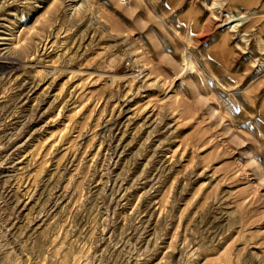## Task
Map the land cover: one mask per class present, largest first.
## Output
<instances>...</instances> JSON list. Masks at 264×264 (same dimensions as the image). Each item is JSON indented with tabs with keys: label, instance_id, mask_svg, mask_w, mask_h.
Instances as JSON below:
<instances>
[{
	"label": "rangeland",
	"instance_id": "374dc122",
	"mask_svg": "<svg viewBox=\"0 0 264 264\" xmlns=\"http://www.w3.org/2000/svg\"><path fill=\"white\" fill-rule=\"evenodd\" d=\"M71 1L0 0V264H264V0Z\"/></svg>",
	"mask_w": 264,
	"mask_h": 264
},
{
	"label": "bare ground",
	"instance_id": "6f19581e",
	"mask_svg": "<svg viewBox=\"0 0 264 264\" xmlns=\"http://www.w3.org/2000/svg\"><path fill=\"white\" fill-rule=\"evenodd\" d=\"M46 1V0H45ZM72 2V4L73 3H76V2H78L77 0H74V1H71ZM37 4V3H36ZM72 4H71V10L72 11H74V12H78V11H80L82 8H83V4H77V5H74V6H72ZM41 7V6H40ZM10 16H12L11 18H15L16 20H13L12 19V21H9V23L13 26V25H15V26H18V25H20V24H22V18L17 14V15H10ZM234 18H235V16H227V19H225V21H224V26H227V25H229V24H231L232 22H234L233 20H234ZM245 20H247V19H245ZM245 20H243V19H241V18H239V20H235V22H238V25H239V23H242V22H244ZM234 28H236V27H234ZM233 28V29H234ZM9 31L8 32H6L5 34H4V36L5 37H3V38H0V41H8V42H12V44H11V46H16V42H18V41H20L21 40V38H22V35L24 34V32H25V28H24V26L23 25H20V27H15V28H10V29H8ZM175 36H177V34L175 33ZM186 62H188V60H186ZM8 66L9 65H11V66H15V65H13V64H7ZM47 74V73H46ZM47 75H50L51 77H54L55 75H56V72L55 71H53L52 73H48ZM34 88H32L30 91H29V93H31L32 92V90H33ZM6 136V135H5ZM4 136V137H5ZM6 137H8V136H6ZM10 137V136H9ZM11 138H9V140H10ZM8 140V141H9ZM17 151H20V148L18 147L17 148ZM13 172H14V169H13ZM208 263H209V261H208ZM210 263L211 264H223L222 262H220V260L218 261V260H213V261H210Z\"/></svg>",
	"mask_w": 264,
	"mask_h": 264
}]
</instances>
